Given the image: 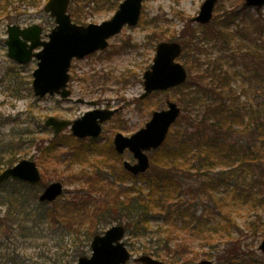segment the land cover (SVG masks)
I'll list each match as a JSON object with an SVG mask.
<instances>
[{"label": "rangeland", "instance_id": "rangeland-1", "mask_svg": "<svg viewBox=\"0 0 264 264\" xmlns=\"http://www.w3.org/2000/svg\"><path fill=\"white\" fill-rule=\"evenodd\" d=\"M204 1L145 0L138 25L125 26L110 38L106 49L73 60L69 82L72 95L66 100L60 95L39 97L35 94L32 82L36 59L22 64L8 57L6 39L10 24L22 27L39 24L43 27V39H48L46 34L55 27V20L44 10L47 0H34L33 3L14 0L7 12L0 10V171L32 156L43 177L38 188L9 181L0 186V264H77L80 256L75 258L76 251L83 247L86 229L93 226L94 218L89 214L92 212L89 208L100 210L104 200L111 199L110 182L126 179L118 183L123 186L134 184L123 165L125 160L134 162L133 155L128 149L123 154L115 150V135H132L145 126L153 111L166 108L168 100L181 107L187 104L184 114L203 113V105L188 106V102L182 100L187 92L183 85L155 92L144 100L139 96L144 92L143 74L153 64L157 44L177 38L191 18L198 15ZM115 2L71 0L69 12L78 24L101 23L114 15L119 5ZM243 7L244 0H219L214 23L224 20L223 15L227 12L243 10ZM246 12L248 18L264 23V6L247 8ZM243 37L247 39L246 35ZM249 39L232 46L237 52H250V58L254 51L258 53V50L251 52L254 48L264 54V29L257 46L253 43L255 40ZM203 47L206 50L201 55L204 61L230 54L211 41H206ZM178 60L185 65V59L180 57ZM235 65L239 73L231 78L232 87L238 94L253 98L259 92L254 81L257 79L251 81L252 75L240 59ZM94 109L117 110L103 123L98 138L87 137L79 141L70 127L55 138L51 127L45 125L49 116L73 121ZM176 127L174 125L172 130ZM154 153L149 152L151 160ZM92 161L98 162V166ZM53 181H61L65 193L54 202L41 204L42 188ZM262 190L264 192V185ZM224 191L221 189L222 193ZM82 207V211L86 208L84 214L79 211ZM232 212L239 227L233 244L240 246L247 258L264 264V252L260 249L264 240V207L253 209L248 204L236 202ZM97 222L96 233H103L120 223ZM124 240L133 257L143 254V242L130 241L127 236ZM225 245L222 242L218 251H212L214 264H226L225 258L218 257ZM84 248V255L90 256V244ZM197 250L201 254L196 261L210 259L205 256L207 248ZM127 264L137 263L132 258Z\"/></svg>", "mask_w": 264, "mask_h": 264}, {"label": "trees", "instance_id": "trees-1", "mask_svg": "<svg viewBox=\"0 0 264 264\" xmlns=\"http://www.w3.org/2000/svg\"><path fill=\"white\" fill-rule=\"evenodd\" d=\"M121 1L116 0L115 5ZM13 2L0 0V10L7 12ZM243 8L227 12L222 21L214 23L213 19L209 25L190 22L177 38L169 39L182 44L181 57L190 72L182 100L188 106L203 105V113L184 114L187 104L183 105L176 129L155 151L150 169L131 175L134 184L118 183L126 179L110 182L111 199L104 200L100 210L89 208V213L87 209L94 218L93 226L86 229L83 247L77 249L75 258L85 254L84 246L98 232L97 221L104 220L123 223L130 241L143 242L144 254L167 264L193 263L201 254L197 249L205 248V256L211 259L222 242L226 245L218 257L225 258L226 264H263L247 258L233 244L239 230L232 215L234 204L264 207V54L254 48L251 52L258 53L254 51L250 58V52H237L232 46L249 38L257 46L264 23L248 18L247 8ZM206 41L230 54L204 61L201 55ZM238 59L251 73V81L257 79L259 92L253 98L232 87L231 78L239 73L235 70ZM91 163L98 166L96 161Z\"/></svg>", "mask_w": 264, "mask_h": 264}, {"label": "water", "instance_id": "water-1", "mask_svg": "<svg viewBox=\"0 0 264 264\" xmlns=\"http://www.w3.org/2000/svg\"><path fill=\"white\" fill-rule=\"evenodd\" d=\"M143 1L124 0L111 19L82 25L73 22L68 12L71 0H48L44 9L56 22V26L47 34L49 40H42L43 28L39 24L24 28L16 24L9 25L6 40L8 56L20 63H28L34 58L38 60V67L33 74V90L37 96L59 94L63 99L69 98L72 93L68 88L69 71L73 59H82L104 50L109 45V39L120 33L126 25H137L142 13ZM218 1L205 0L198 15L191 21L209 24ZM244 5L262 7L264 0H245ZM38 47L42 49L37 52L35 49ZM181 53L182 45L177 41L158 43L154 62L143 75L144 93L140 96L141 99L155 91L167 90L187 81V69L177 60ZM90 103L95 104V102ZM167 105L165 109L154 111L146 125L131 136L122 133L115 135L116 150L122 154L129 149L136 159L135 163L130 161L124 163L125 168L134 175L144 173L150 168L148 152L163 145L172 125L181 114V107L177 102L168 100ZM116 111L91 110L74 121L50 116L45 124L54 130L55 137L64 129L71 127L73 134L79 138L88 136L96 138L102 132V123L109 120ZM10 178L38 185L42 176L35 161L23 159L0 174V183ZM63 193V183L56 181L44 189L39 199L52 202ZM125 236L126 227L123 224L113 225L104 234H96L91 242L92 255L81 256L77 264H126L132 254L124 241ZM260 249L264 252V240ZM135 260L140 264H166L146 254ZM192 264H213V261L205 259Z\"/></svg>", "mask_w": 264, "mask_h": 264}, {"label": "flooded vegetation", "instance_id": "flooded-vegetation-1", "mask_svg": "<svg viewBox=\"0 0 264 264\" xmlns=\"http://www.w3.org/2000/svg\"><path fill=\"white\" fill-rule=\"evenodd\" d=\"M17 162H18V161H17ZM17 162H15V163H17ZM15 163H13V164H11V165H8L7 167H11V166H13ZM7 167H6V168H7ZM4 169H5V168H4ZM4 169H3V170H4ZM3 170H1L0 173H1ZM8 181H9V182H13V183H16V182L19 183V182H21V181H16V180H13V179H8V180L4 181V183H5V182H8ZM4 183H0V186H1L2 184H4ZM21 183H24V184H25L26 186H28V187H32V186L29 185L28 183H25V182H21Z\"/></svg>", "mask_w": 264, "mask_h": 264}]
</instances>
